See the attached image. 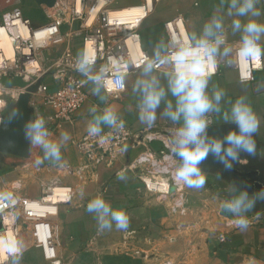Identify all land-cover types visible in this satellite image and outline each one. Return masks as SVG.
<instances>
[{"label": "crops", "instance_id": "1", "mask_svg": "<svg viewBox=\"0 0 264 264\" xmlns=\"http://www.w3.org/2000/svg\"><path fill=\"white\" fill-rule=\"evenodd\" d=\"M22 1L19 0V7L31 19L28 9L21 5ZM141 1L114 0L110 5L116 9L125 8L139 5ZM43 5H40L41 9ZM257 8L261 15L254 17V19L264 21V0H258ZM229 11L227 4L222 5L221 0H153V10L139 27L142 47L145 51L152 54L155 45L169 38L166 23L174 19L178 14H181L184 19L188 35L192 31L198 32L203 24L213 16H219L223 18L224 33L227 40L230 42L240 41V33H233L231 30V21L235 17L234 15H229ZM1 12L0 22L3 20ZM73 41L74 52L77 55L82 50V45H77L76 37ZM260 44L264 47V36L261 37ZM62 49L63 45L61 44L52 56L59 55ZM262 56L264 61V55ZM39 58L41 59V57ZM41 61L44 62L45 60L41 59ZM139 75L140 70L128 73L125 89L119 92L117 96L108 94L103 90L106 100H101L94 94L91 90L92 85L87 83L85 85V101L71 118L66 121H59L54 118L53 110L45 102L43 94L39 93L37 101H29V103L33 104L30 105L31 109H29L28 114L30 117L33 116L32 111L34 109L35 116L39 115L45 119L52 139L59 140L62 133L68 134L69 139L61 148V159L59 161L43 160L42 163H37L36 158L42 157L43 154L39 149L31 148L24 134L20 136V140L23 142L22 151L15 154L0 152V190L2 191L13 194L16 191H20V195L24 197L35 198L42 194L44 186L42 183L48 182L54 177H61L66 183L82 184L81 193L72 202L58 207L55 230L58 233L61 246L63 244H78L84 248L88 246L90 249L92 244L104 243L105 246H111L112 248L116 243L124 241L121 236L122 230L116 229L115 226L110 230H100L93 214L86 211L87 202L98 195L102 196L113 207H121L126 210L130 218L128 229L144 230L146 227L154 228L156 223L159 222L158 218L155 217L159 207L152 204L151 199L147 195L149 193L139 179L142 167H145L144 163L137 164L136 167L132 166V169L130 165L134 162V159L141 158L147 153L152 152L159 157L161 156V150L169 151L165 144L169 145L170 148V140H164V142L162 138L165 139L166 136L170 138L176 125L159 112L153 126L148 127L141 123L138 117V98L132 92V85ZM45 81L49 84V91H53L56 86L51 76H47ZM214 87L222 88L225 91V97L222 102L225 110L230 106L231 101H234L239 96H245L259 117L261 124L255 136L257 152L254 155L242 152L240 159L233 162L231 169H226L222 163L215 165L201 164L200 166L207 178L205 186L201 189L188 188L181 184L182 189L192 195L205 194L204 196H211L217 204L220 214L219 222L216 225L217 228L209 231L206 242L207 251L197 255L200 258H204V260L210 259V264H264V200H258L252 211L246 214L249 219V227L243 231L235 226V217L221 208V204L225 199L231 198L236 194L233 192V186L238 190L247 191L249 195L262 190L261 188H255L252 192L248 191L247 186L252 182L262 184L264 189V69L255 71L253 80L242 82L239 71L232 59L231 64L228 63L223 68H220L218 73L210 80L209 91L211 92ZM107 107L115 109L125 122L124 124L129 128L135 131L153 129L164 137L154 140L148 145H126L119 161L111 168L105 166L100 168L94 181L80 180L58 168L56 166L57 163H64L74 168L81 162L80 153L72 144V141L87 132L88 122L94 114L101 113ZM91 109H95V113ZM31 119L33 118L31 117ZM211 120L213 124L209 125L207 131L215 132L222 137L228 131L237 127L233 122L223 121L220 116L213 115ZM106 128L108 126H104V129ZM162 161H169L173 166L178 164V158L174 157V155L168 158H160L158 165ZM34 166L40 173L34 172ZM174 170L175 168L172 169L173 172ZM121 174L124 179L119 178ZM179 191L182 190L180 189ZM0 202L1 206H3L0 208L8 205L2 199H0ZM25 206L27 211H31L38 216H45L46 211H55L53 205L43 204L38 201L29 202ZM7 224L4 230L0 232V264L9 259L4 250V241L8 240L13 243L19 241L15 222L8 218ZM38 230L40 237H36L37 240L41 243L48 242L45 225L40 224ZM114 233L119 234L118 240L117 237H114ZM61 246V251H58L56 256L44 254L39 247L29 252L28 255L26 254L23 258L21 257L20 260L24 261V264H53L56 259H60L62 264H100V262L104 264H128L130 258L123 254L122 251L119 252V250H114V248L97 256L92 252L76 251L75 248L67 253L65 248Z\"/></svg>", "mask_w": 264, "mask_h": 264}, {"label": "clouds", "instance_id": "2", "mask_svg": "<svg viewBox=\"0 0 264 264\" xmlns=\"http://www.w3.org/2000/svg\"><path fill=\"white\" fill-rule=\"evenodd\" d=\"M257 3L258 0H221V4H227L230 9L229 15L235 17L231 21V30L240 33L237 49L225 42L223 18L213 16L198 32L192 31L184 38L170 36L161 41L139 65L140 75L132 85V92L138 98V117L141 123L151 127L159 112L176 125L170 136V151L178 158L172 173L173 180L178 184L203 188L207 178L200 165L209 154L226 169H231L242 152L249 155L257 152L255 136L261 121L248 99L239 96L225 110L222 103L225 91L219 87L209 91V82L221 61L231 64L235 55L240 62H250L255 56L264 55V47L260 44L264 36V21L254 19L261 15ZM95 61L93 53L83 49L77 54L75 70L85 77L86 83L92 85L94 94L106 100L103 94L105 77L109 74L116 76L123 87L128 73L119 63L109 62L96 69ZM127 63L130 68L134 67L131 60ZM246 79L241 77L242 82ZM91 111L95 113V109ZM213 115L222 117L225 122L235 123L236 129L228 131L222 138L209 136L207 130L213 124ZM124 123L115 109L107 107L92 116L87 132L104 142L107 139L102 135L104 126L122 129ZM24 136L32 149H39L43 154L36 158L37 163L59 161L61 148L69 139L67 133H62L59 140L52 139L47 122L39 115L25 123ZM119 178L124 179V176L121 174ZM233 192L236 194L225 199L221 208L235 217V226L243 231L249 227L246 214L252 211L258 200H264V189L249 195L247 191L233 186ZM0 195L9 202L13 199L11 192ZM86 211L93 214L100 230H110L113 226L118 230H127L129 227L130 218L126 210L113 207L102 196L90 199ZM4 250L13 258V264H18L23 252L22 244L5 240Z\"/></svg>", "mask_w": 264, "mask_h": 264}, {"label": "built area", "instance_id": "3", "mask_svg": "<svg viewBox=\"0 0 264 264\" xmlns=\"http://www.w3.org/2000/svg\"><path fill=\"white\" fill-rule=\"evenodd\" d=\"M99 0H81L79 3L77 0L73 2L72 10H68L65 0H55L53 5H43V13L46 15L48 21L42 25H35L29 17L23 15L21 8L14 6L10 7L9 11L5 14L1 25L8 27L11 35V40L15 45V50H21L23 55H26L28 64L33 61L36 65L33 66L32 71L28 70L27 63L26 70L22 76L31 84H37L36 92L43 94L45 102L50 105L53 110V116L56 120L66 121L78 110L85 101V77L75 70V61L77 55L74 52V38L78 35H82V50L88 49V46L93 48V55L96 57L95 67H100L111 63H119L121 67L127 70V73L139 70V65L145 56L151 54L144 50L142 54L137 57L136 62L132 61L131 54L127 50L126 43L128 39L141 41V35L139 32L140 24L145 20L147 15L153 10L150 8L148 0H142L139 5L145 9V15L137 20V25L131 26L130 29L126 28V23L122 20L115 19L111 21L110 14L113 10L109 7V4L114 0H104L98 13L88 22L91 9H93ZM61 4V6H60ZM81 4V8H79ZM86 4H90L89 10L85 11ZM59 5V6H58ZM116 9V8H114ZM184 23V19L181 14H178L174 19L166 23L168 30V36H176L177 38L187 37L188 34L184 33L179 26V22ZM78 25L77 27H75ZM24 31H21V29ZM27 31L28 35H24ZM40 33V34H39ZM225 42L228 46H231L234 50L238 48L239 42H230L224 33ZM41 42V45L38 44ZM35 44V45H34ZM62 44L63 49L57 56L47 57L44 62L41 61L39 56L36 58L35 48H40L45 45ZM0 59L2 60V51L0 50ZM39 59V60H38ZM233 62L241 77L247 78L245 81L253 80L255 71L264 69V61L262 55L255 56L252 61L240 62L236 59L235 55L232 57ZM131 60L134 67H128L127 61ZM4 63H0V78L3 76L15 77L13 70L17 67L16 54L12 59L2 60ZM226 64L225 61L220 62V66L216 69L215 74L218 73L220 68H223ZM47 76H51L55 83V89L49 91V84L45 81ZM22 88L8 87L0 82V121L2 112L10 105L14 104L18 98ZM125 89V85L121 87L118 78L112 74L105 77L104 90L108 94L117 96L119 92ZM25 90V89H22ZM6 96L8 97L6 99ZM102 135L107 137L104 142H101L99 137H91L88 132L83 134L80 138L73 140L72 144L78 149L81 162L74 168L65 165L64 163H57L56 166L69 174L84 181H94L95 176L99 173L102 167H113L121 158L124 153V148L128 144L134 146L139 144L148 145L154 140L164 137L161 133L153 129H144L135 131L124 124V128H106L103 129ZM162 140H170L168 136ZM165 142V141H164ZM169 151L161 150L160 154L163 158H168L173 155L170 151L169 145L165 144ZM130 168L136 167L137 164L145 163V166L152 167L149 170L143 169V173L139 175V179L142 181L145 190L150 194H159L167 197L174 193L171 191L172 186L176 183L172 178L170 170L164 171L160 169V159L154 153H147L143 157H138L133 160ZM144 165V164H143ZM132 169V168H131ZM147 170V171H146ZM159 172H163L165 178L158 179L161 175ZM148 173H154L155 175H148ZM159 174V175H158ZM169 180L171 183L166 189H160L161 185L158 181ZM57 178L55 181H51L43 184L42 194L38 202H44V199L50 193H54L55 187L63 188L66 191V197L63 199L54 200L51 205L55 207L54 212L46 211V214L56 213L58 207L62 204H68L72 202L78 194L81 193L82 187L79 185H63ZM157 182V183H156ZM157 185V186H156ZM165 186V185H163ZM81 187V188H80ZM0 194H3L0 192ZM20 191H16L13 194L14 198L19 202ZM0 199L8 201L2 195ZM45 203V202H44ZM47 204V202L45 203ZM13 205V206H19ZM13 206H8L4 209L9 210ZM26 209V206H25ZM2 215L3 223V212ZM4 225V224H3ZM46 237L49 239V232L46 233ZM47 239V240H48ZM53 264H62L60 259L53 261Z\"/></svg>", "mask_w": 264, "mask_h": 264}, {"label": "rangeland", "instance_id": "4", "mask_svg": "<svg viewBox=\"0 0 264 264\" xmlns=\"http://www.w3.org/2000/svg\"><path fill=\"white\" fill-rule=\"evenodd\" d=\"M65 2L68 10H72L74 0H65ZM41 4L45 5L46 3H41L37 0H23L21 4L23 7L28 9V14L35 24H44L48 21L46 15L40 8ZM14 6L19 7V3L15 4ZM89 7L90 4H86L85 11L83 12L88 11ZM109 7L114 9V7H112L110 4ZM9 8L1 12L2 18H4L5 14L9 11ZM22 13L24 16H26V13L23 12V10ZM76 42L78 46L82 45V35L76 37ZM38 44L41 45V42H39ZM59 45L61 44H48L40 48L36 47L34 50L36 58L39 56L41 57V59L45 60L47 57H50L56 53V49ZM15 53L17 59V67L13 70V73L14 75H19V77L23 78L24 76H22L21 74L25 72L26 65L28 70H30V67H28L29 60H27V58L25 57L26 55H23L21 50H15ZM34 63L36 64L35 61ZM24 91L25 90H22V92ZM7 98L8 97L6 96V99ZM37 98H39V93L36 91H34L33 93L31 92L29 98L30 101H37ZM31 104L33 103H29L28 109H31ZM8 108H10V106ZM32 113L33 116H35L34 109ZM159 157L163 158L161 156ZM142 168H146L147 170H149L152 167L145 166ZM164 168H167V170L173 172L172 169H174V166L173 164H170L169 161H162L160 163V169L163 170ZM143 169L141 173H143ZM33 170L36 173H40L35 166L33 167ZM65 173L69 174L68 172ZM159 174H163V172H159ZM69 175L72 176V174ZM148 175L155 174L148 173ZM57 178L61 179L60 181L63 185H75L64 182L61 177H54L48 182L51 183V181H55L57 180ZM48 182H43L42 184H48ZM80 186L82 187V184ZM179 190L180 189L176 190L177 192L174 191L173 194L167 197L161 196L159 194H147L148 198L151 199L152 204L159 207L155 214V217L158 218L159 222L156 223V226L154 228L146 227L144 230H122L121 236L122 238H124V241L116 243L112 248H114V250H119V252L122 251L123 254L129 256L130 258L128 264L211 263L210 259L204 260V258H200L197 254H203L207 251L206 242L209 236V231L217 228L216 225L219 222L218 218H220L217 204L211 198V196H204L205 194L192 195L190 192L184 189H181L182 191ZM0 192L8 193L2 190H0ZM40 196L29 198L24 197L23 195H19L20 205L13 206L12 208H10V210H8L9 213L7 217L10 218L11 221L15 222L18 230L19 242L23 246V252L18 259V264H24V261L22 262L20 258H23L26 254L28 255L29 252H32L39 247L42 249L44 254H49L52 256H56L58 254V251H61V241L59 240L58 233L55 230V227L57 225L56 217L58 216V211L56 213H49L45 216H38L37 214L25 209V205L27 203L40 200ZM13 213L15 221L12 220L11 217ZM1 217L2 215L0 214V219H2ZM40 224L45 225L46 233L49 232L48 242L41 243L36 238L40 237L38 230V226ZM114 237H117L118 240L120 236L118 233H114ZM61 247H64L65 252L67 253L70 252V250H74L75 248L76 251L90 253L92 252L97 256L112 250L111 246H105L104 243H100L97 245L92 244L90 249L88 248V246L84 248L78 244H63ZM1 264H13V258L9 257V259L2 262ZM100 264L104 263L100 262Z\"/></svg>", "mask_w": 264, "mask_h": 264}, {"label": "water", "instance_id": "5", "mask_svg": "<svg viewBox=\"0 0 264 264\" xmlns=\"http://www.w3.org/2000/svg\"><path fill=\"white\" fill-rule=\"evenodd\" d=\"M41 3H46L48 5H53L55 0H37ZM19 3V0H0V11L5 10L15 4ZM0 82L5 86H17L25 89L24 92H21L18 100L10 105V108H6L2 112V117L0 121V152L5 153H18L23 146V142L20 140V136L24 134V125L31 119L28 114L29 101L31 92L36 91L37 84H31V82L25 80L22 77L15 76H3L0 78ZM14 107V108H13ZM15 113V115H13ZM32 118H35L33 116ZM209 136L220 137L219 134L215 132H208ZM216 158L209 154L208 158L204 160L202 165H215L220 164ZM255 188L263 189V185L258 182H252L247 186V190L252 192ZM171 189H174L172 186ZM4 229L2 221H0V231Z\"/></svg>", "mask_w": 264, "mask_h": 264}, {"label": "bare ground", "instance_id": "6", "mask_svg": "<svg viewBox=\"0 0 264 264\" xmlns=\"http://www.w3.org/2000/svg\"><path fill=\"white\" fill-rule=\"evenodd\" d=\"M77 1L79 3L81 0H77ZM148 1H149L150 8H152L153 7V0H148ZM103 2H104V0H99L98 3L96 4V6L93 9H91L90 15H89L88 20H87L88 22L98 13V10L102 6ZM78 6H79V8H81V4H79ZM144 15H145V9L140 5H136V6H130V7H125V8L113 9L111 11L110 18H111L112 22L115 19H119V20L124 21L126 23V28L130 29L131 26L133 27V26L137 25V20ZM77 26L78 25H76L75 27H77ZM179 26L182 28L183 32L187 34L185 25L182 21L179 22ZM21 31H24V29L22 28ZM24 35H28L27 31L24 33ZM126 46H127V50L131 54L132 61L136 62L137 57L144 52V49L142 47L140 40H134L133 38H130V39H128V41L126 43ZM88 49L94 53L93 48L91 46H88ZM0 50L2 51V60L12 59L14 57V54H16L15 53V45L13 44V42L11 40L10 31H9L8 27L5 25L0 26ZM7 55H9V56H7ZM2 60L0 59V63H4V61H2ZM108 62H111V61H108ZM32 63L29 64V66H28V67H30L29 68L30 71H32V69H34L33 66L36 65L34 63V61ZM112 64H115V63H112ZM165 175L166 174L159 175L158 179L161 180V178H165ZM170 183H171V181L169 182V180H167V179L163 180V182L158 181V184L161 185L160 189H166ZM163 185H165V186H163ZM173 186H174V189H171V191H176L178 189H182L181 184L175 183ZM66 196H67L66 191L63 188L55 187L54 193H50L49 195H47L44 199V202L45 203L47 202V204H51V202H54V200L63 199ZM3 201L5 203H7L8 205H6L4 208H0V212L4 211V209L8 206H13V205L18 204L17 198H13L10 202L5 201V200H3ZM44 202L41 201V203L45 204ZM0 207H3V206H1V202H0ZM7 212H8V210H5L3 212L4 228L8 225L7 224L8 217L6 215ZM11 217H12V220L15 221L14 214Z\"/></svg>", "mask_w": 264, "mask_h": 264}]
</instances>
